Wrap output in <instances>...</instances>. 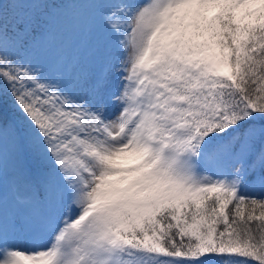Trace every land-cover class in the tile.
Returning <instances> with one entry per match:
<instances>
[{
    "label": "snow or ice",
    "instance_id": "1",
    "mask_svg": "<svg viewBox=\"0 0 264 264\" xmlns=\"http://www.w3.org/2000/svg\"><path fill=\"white\" fill-rule=\"evenodd\" d=\"M0 264H264V0H0Z\"/></svg>",
    "mask_w": 264,
    "mask_h": 264
}]
</instances>
